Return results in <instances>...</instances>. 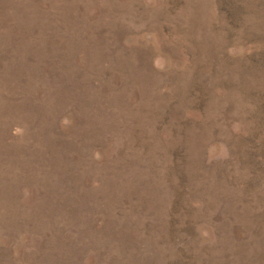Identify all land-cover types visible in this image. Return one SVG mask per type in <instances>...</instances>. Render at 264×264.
<instances>
[{
    "label": "rangeland",
    "instance_id": "rangeland-1",
    "mask_svg": "<svg viewBox=\"0 0 264 264\" xmlns=\"http://www.w3.org/2000/svg\"><path fill=\"white\" fill-rule=\"evenodd\" d=\"M0 264H264V0H0Z\"/></svg>",
    "mask_w": 264,
    "mask_h": 264
}]
</instances>
